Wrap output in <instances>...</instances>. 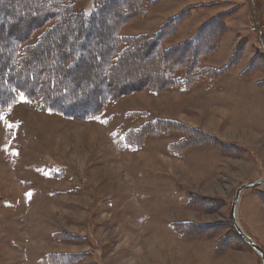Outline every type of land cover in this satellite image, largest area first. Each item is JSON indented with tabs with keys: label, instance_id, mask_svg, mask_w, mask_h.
Masks as SVG:
<instances>
[{
	"label": "rangeland",
	"instance_id": "rangeland-1",
	"mask_svg": "<svg viewBox=\"0 0 264 264\" xmlns=\"http://www.w3.org/2000/svg\"><path fill=\"white\" fill-rule=\"evenodd\" d=\"M74 1L79 10L91 0ZM213 2L219 4L193 12L167 44L186 41L209 17L233 9L225 17L228 32L219 51L202 63L225 66L232 51L240 49L235 67L217 81L188 91L140 89L90 120L42 110L19 96L0 114V264H49L52 254L77 256L58 264H261L242 240L231 247L229 239H235L229 209L242 183L264 178V88L256 86L264 80V0H162L120 34L152 35L189 5ZM20 3L14 0L11 17L26 15L23 8L35 1ZM107 4L109 21L121 0ZM0 20L9 24L7 17ZM57 34L44 41L51 44L46 52L29 55L35 67H52L56 54L68 48L63 33L59 46L50 43ZM100 34H106L104 28L93 35ZM9 39L6 32L0 34V42ZM9 52L10 47L0 50ZM150 54L135 57L129 77L146 71L160 75L159 63L145 65ZM255 60L259 68L251 72ZM71 77L80 87L99 82L83 71ZM154 118L175 123L168 124L167 133L148 134L141 144L125 140ZM187 127L211 134L215 144L195 143L175 154L170 145L179 143L184 133L190 135ZM192 135L194 140L206 137ZM260 194L264 187L240 195L246 208L245 215L237 209L238 223L250 237L245 216L260 211V205L264 213ZM256 218L249 225L264 237ZM259 243L264 248V241Z\"/></svg>",
	"mask_w": 264,
	"mask_h": 264
},
{
	"label": "trees",
	"instance_id": "trees-1",
	"mask_svg": "<svg viewBox=\"0 0 264 264\" xmlns=\"http://www.w3.org/2000/svg\"><path fill=\"white\" fill-rule=\"evenodd\" d=\"M25 1L21 0L19 5H25ZM34 1L33 7L23 8L26 10V15H14L13 18L10 13L13 14L11 5L14 0H0V18L7 17L9 20L8 25L0 20V34L6 32L10 38V42H0V50L10 47L9 54L0 53V114L10 109L23 91L25 99L34 101L42 110L79 121L90 120L97 117L110 103L140 89H147L153 93H158L160 89L188 91L200 83L211 84L235 67L234 62L240 51L239 48H235L225 66L213 68L202 64L205 59L219 51L220 40L228 32L226 15L233 9L209 17L186 41L173 46L167 44L177 35L181 24L193 17V12L217 5L219 1L189 5L167 19L154 34L137 36L121 35L120 30L133 22L144 20L149 15V10L162 0H121L120 8H116L114 15H111L114 20L109 21L106 20V16L111 6L107 3L116 0H91L79 10L74 0ZM1 2L4 3L2 6ZM101 28H104L106 34L94 37V32L96 30L101 32ZM57 31L64 34L63 39L64 36L67 37L68 48L56 54L52 67H35L29 55L34 50L46 52L51 44H45L44 41L51 35L57 34ZM60 33L51 39L52 45L59 46L62 42ZM35 35L37 41L29 44L28 41ZM149 50L154 55L150 54L145 65L150 67L159 63L160 75L158 73L159 76L156 77L146 71L141 76L129 77L127 72L128 69H132L131 64L135 57ZM103 53L105 55L102 56ZM184 53L186 55L183 56ZM262 54L264 55V52ZM72 60L74 63L71 62ZM165 62L168 65H164ZM259 64L256 60L251 63L249 68L251 72L258 69ZM81 71L92 78L96 77L99 82L96 84L91 80L93 83L76 86L71 74ZM247 71L248 69L244 70L242 75ZM63 73L66 75H62ZM58 84H60L59 88ZM256 86L264 88V80L257 82ZM99 88H101L100 92L97 91ZM85 92L94 93L88 95ZM170 123L175 122L170 119H151L137 131L126 134L125 140L132 141L128 143L141 144L148 134L167 133ZM186 130L190 133L189 136L184 133L179 143L170 145L171 151L177 155L180 154L179 150H183L182 147H190L195 143L200 145L209 143L210 146L215 144L212 141L213 136L209 133L189 127ZM198 132L202 137L206 136L205 139L194 140L191 133ZM260 197L264 200V195L260 194ZM232 229L234 230L233 226ZM177 230L182 236H186L184 229L177 228ZM233 237L234 241L229 239L231 247L238 241L242 242L235 230ZM237 238L239 240H236ZM217 250H220L219 247ZM76 258V255L71 254H52L47 257V262L58 264L60 260L72 262Z\"/></svg>",
	"mask_w": 264,
	"mask_h": 264
},
{
	"label": "water",
	"instance_id": "water-1",
	"mask_svg": "<svg viewBox=\"0 0 264 264\" xmlns=\"http://www.w3.org/2000/svg\"><path fill=\"white\" fill-rule=\"evenodd\" d=\"M264 187V178H260L258 180L249 181L242 183L235 191V195L233 197L230 209H229V219L231 224L240 237V239L248 245L252 251L259 257L261 264H264V250L263 248L255 242L253 238H251L248 234H246L243 229L239 226L238 218H237V206L240 201L239 197L243 191L258 189Z\"/></svg>",
	"mask_w": 264,
	"mask_h": 264
},
{
	"label": "crops",
	"instance_id": "crops-1",
	"mask_svg": "<svg viewBox=\"0 0 264 264\" xmlns=\"http://www.w3.org/2000/svg\"><path fill=\"white\" fill-rule=\"evenodd\" d=\"M239 199H240V201H239V203H238V205L240 206L239 208H238V206H237V209H238V211H239V209L241 208V215H245V208H246V206L244 205L243 206V204H242V199H241V196L239 197ZM260 201V200H259ZM261 202V201H260ZM261 204H263L262 202H261ZM242 206V207H241ZM261 205L259 206V209H260V211H258V212H255L254 213V215H251V214H249V215H247V216H245V218H246V220H247V228H251V232L249 233L250 235H251V237H253V239L255 240V241H257V243L259 242V239H261V240H263L264 241V237H261L260 235H258L259 233L257 232V231H255V228H254V230L252 229V227L249 225V223H250V220H251V218L253 217V216H257V218L256 219H258V218H260L259 220H257L258 221V224L260 225V226H262V229L264 230V223H260L261 221H262V219H264V213L263 212H261ZM237 218H238V220H241L242 221V219H239V217H238V213H237ZM240 218H241V216H240ZM260 221V222H259ZM263 235H264V231H263ZM259 245H260V243H259ZM261 246V245H260ZM262 248H263V246H261ZM263 250H264V248H263ZM254 260L255 261V258H254V256L252 257V255H251V260Z\"/></svg>",
	"mask_w": 264,
	"mask_h": 264
},
{
	"label": "snow or ice",
	"instance_id": "snow-or-ice-1",
	"mask_svg": "<svg viewBox=\"0 0 264 264\" xmlns=\"http://www.w3.org/2000/svg\"><path fill=\"white\" fill-rule=\"evenodd\" d=\"M19 100H20V101H24V100H25V94H24L23 91H21L20 94H19ZM29 195H30V194H29Z\"/></svg>",
	"mask_w": 264,
	"mask_h": 264
},
{
	"label": "bare ground",
	"instance_id": "bare-ground-1",
	"mask_svg": "<svg viewBox=\"0 0 264 264\" xmlns=\"http://www.w3.org/2000/svg\"><path fill=\"white\" fill-rule=\"evenodd\" d=\"M253 181V180H252Z\"/></svg>",
	"mask_w": 264,
	"mask_h": 264
}]
</instances>
